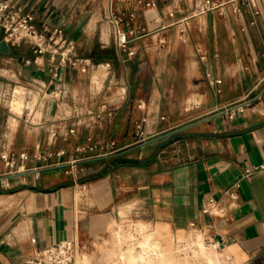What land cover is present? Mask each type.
<instances>
[{
	"label": "crops",
	"instance_id": "crops-1",
	"mask_svg": "<svg viewBox=\"0 0 264 264\" xmlns=\"http://www.w3.org/2000/svg\"><path fill=\"white\" fill-rule=\"evenodd\" d=\"M8 1L72 40L80 64L54 75L58 56L0 27V94L12 106L27 86L45 99L36 121L41 102L22 115L0 103V264L84 246L128 208L174 239L218 241L229 264H264V0L197 16L195 0ZM113 14L129 36L123 52L101 33ZM101 64L104 84L119 85L93 86Z\"/></svg>",
	"mask_w": 264,
	"mask_h": 264
},
{
	"label": "rangeland",
	"instance_id": "rangeland-1",
	"mask_svg": "<svg viewBox=\"0 0 264 264\" xmlns=\"http://www.w3.org/2000/svg\"><path fill=\"white\" fill-rule=\"evenodd\" d=\"M100 21V25H102L101 33L103 38L105 39L107 36V38H110L113 41L112 43L114 45V27L108 23L107 19L102 18ZM38 32L42 33L46 37L47 45L44 47H46L47 50L43 53L36 52L37 54L45 55L47 58L51 56L50 51H54L56 49L58 54L65 49V47H60L62 45V41H59L57 44H53V41L49 40L50 36L59 40L61 36L59 31L55 34V36L53 35L54 31L48 32L38 30ZM63 38L66 39L65 37ZM105 51H107L105 54L106 58L112 57L115 59L113 57L116 55L114 46H110V48L105 49ZM106 62L107 61L105 60L95 61V63L91 62V66ZM105 69L107 72L106 66ZM92 70V83L94 82L93 86L99 89L102 86H99L93 78L97 69L95 67H91V71ZM106 84L119 85V83H115L114 80L113 83H110L109 80H107V82H105V84L103 82L102 85ZM19 85L24 86L23 84ZM24 87L30 90L29 87ZM25 91L26 89L23 87L16 88V94L13 97L12 106L9 103V97H3L2 103H5L8 107H10L13 112L17 110L21 113V106L25 100ZM37 91L38 90L34 91L35 93L32 100V106L36 103L38 104V102H41L42 106L37 111V118L34 119V121L40 117L42 118L45 100L42 98L40 99L41 96L37 93ZM10 123V126L13 128L15 127L17 121L11 119ZM98 129H100V132H98L101 133L102 137L107 136V127H100ZM129 209L130 208L121 210L116 223L104 235L91 239L84 246L74 244V250L71 257L72 264H115L118 258H121L124 264H129L126 257L130 250L134 253L136 252L135 254L137 255V262L133 264H168L173 259H175L179 264H229L227 259L223 257L220 248L212 246L209 240H207L201 232L190 231L185 237L182 235L179 238L174 239L172 236H168V232L159 230L156 232V227L152 223L145 220L142 221L139 217L129 216ZM204 248H206V250H204Z\"/></svg>",
	"mask_w": 264,
	"mask_h": 264
},
{
	"label": "built area",
	"instance_id": "built-area-1",
	"mask_svg": "<svg viewBox=\"0 0 264 264\" xmlns=\"http://www.w3.org/2000/svg\"><path fill=\"white\" fill-rule=\"evenodd\" d=\"M233 1L235 0H195L191 12L193 15L197 16L215 10L221 11L228 3ZM33 20V15L21 14L8 0H0V27L4 31L5 38L12 44L28 43L35 52L43 53L47 50V48L44 47L47 45L46 37L38 32ZM111 22L114 26L113 33L116 48L120 52L126 51L130 40L127 31L121 26L124 22L123 17L113 14L111 16ZM59 32L61 33V31ZM49 40H52L53 44L62 41L60 47H65V49L58 54L56 49L50 51V58H53V61L55 60V56L59 58L58 64L54 66V75L58 74V68L60 66L69 64L76 67L80 64V60L75 54L77 52L76 45L72 40L68 41L64 39L62 35L59 40L54 39L52 36H50ZM82 67L83 70H85L88 67V63H83ZM3 97H5V95L0 94V103ZM1 158L7 165H13L12 159L9 158L7 154L1 155ZM250 172L251 171L247 170L246 175H249ZM209 242L214 247H220L218 241ZM73 250L74 244L72 242H58L39 251L34 259L26 261L23 264H72L71 257Z\"/></svg>",
	"mask_w": 264,
	"mask_h": 264
},
{
	"label": "bare ground",
	"instance_id": "bare-ground-1",
	"mask_svg": "<svg viewBox=\"0 0 264 264\" xmlns=\"http://www.w3.org/2000/svg\"><path fill=\"white\" fill-rule=\"evenodd\" d=\"M106 40H109L110 38H105ZM105 74H106V69H105V66L103 64L99 65V67L97 68V71L96 73L94 74L93 78L95 79L96 83L99 85V86H102L103 82H104V78H105ZM98 86V87H99ZM21 90V89H20ZM19 91V90H18ZM39 93V92H37ZM33 91H30V90H26L25 91V100H24V103L23 105L21 106L22 110H21V113L20 111H17L15 110V113H18L19 115L20 114H23L25 109L28 108V111L29 112H32L33 109L35 108L36 104L33 105ZM22 97V96H21ZM13 98L11 99V103L13 102L12 101ZM39 103V102H38ZM13 104V103H12ZM37 118V117H36ZM35 118V119H36ZM204 250H206V248H204ZM117 253V252H116ZM136 253V252H135ZM132 250H130L128 252V255L126 257V259L128 260L129 264H133V263H136L137 262V255L135 254ZM126 260V261H127ZM127 263V262H126ZM115 264H124V262L122 261L121 258H118L116 263ZM168 264H179L178 262H176L175 259H173L172 261H170Z\"/></svg>",
	"mask_w": 264,
	"mask_h": 264
},
{
	"label": "water",
	"instance_id": "water-1",
	"mask_svg": "<svg viewBox=\"0 0 264 264\" xmlns=\"http://www.w3.org/2000/svg\"><path fill=\"white\" fill-rule=\"evenodd\" d=\"M2 45H4V44H1L0 50H1V51L4 50V49L7 50V47H6V46H2Z\"/></svg>",
	"mask_w": 264,
	"mask_h": 264
}]
</instances>
